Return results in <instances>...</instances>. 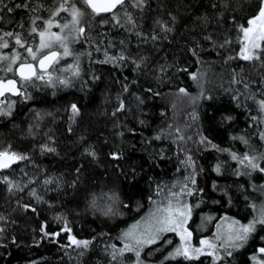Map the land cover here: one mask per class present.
Here are the masks:
<instances>
[{
	"label": "trees",
	"instance_id": "obj_1",
	"mask_svg": "<svg viewBox=\"0 0 264 264\" xmlns=\"http://www.w3.org/2000/svg\"><path fill=\"white\" fill-rule=\"evenodd\" d=\"M56 1L0 0V33L32 41ZM263 14L123 0L85 18L77 76L23 82L0 114L18 160L0 173V264H264Z\"/></svg>",
	"mask_w": 264,
	"mask_h": 264
},
{
	"label": "rangeland",
	"instance_id": "obj_2",
	"mask_svg": "<svg viewBox=\"0 0 264 264\" xmlns=\"http://www.w3.org/2000/svg\"><path fill=\"white\" fill-rule=\"evenodd\" d=\"M57 0L53 10L48 12L42 20L41 26H32V41L21 39L18 34L0 33V70L4 73L14 72L17 64L37 60L42 55L53 50H59L61 55L57 60L55 67L36 77V83L56 86L67 83L70 78L77 76L78 65L73 45L81 41L85 27L84 19L94 12L90 7L88 0ZM262 20V18H261ZM35 25V24H33ZM258 29H253V32ZM264 30V29H263ZM35 35V36H34ZM36 39V40H34ZM30 43V44H29ZM29 44V45H27ZM14 105V101L4 100L0 102V114L9 115ZM261 110L264 118V102L261 103ZM172 216V221H174ZM185 223L188 218L181 219ZM210 218L205 217L202 220L203 225H207ZM221 231L215 235L219 243L225 244L227 239H231L227 245H231L236 237H233V231L230 227H221ZM180 236L187 238L189 235L182 226L178 229ZM217 231H219L217 229ZM209 240L202 238V244L209 249ZM202 252V251H200ZM207 252V251H205ZM184 253L191 254L190 247L184 249Z\"/></svg>",
	"mask_w": 264,
	"mask_h": 264
},
{
	"label": "water",
	"instance_id": "obj_3",
	"mask_svg": "<svg viewBox=\"0 0 264 264\" xmlns=\"http://www.w3.org/2000/svg\"><path fill=\"white\" fill-rule=\"evenodd\" d=\"M123 0H88L90 7L98 12H108L114 10L116 6ZM60 57L59 50H53L42 55L37 63L22 62L16 67V74L18 78L30 79L34 77L37 72L49 71ZM11 94L17 96L20 94L18 82L16 79H0V101L6 95ZM7 154L0 157H6Z\"/></svg>",
	"mask_w": 264,
	"mask_h": 264
},
{
	"label": "flooded vegetation",
	"instance_id": "obj_4",
	"mask_svg": "<svg viewBox=\"0 0 264 264\" xmlns=\"http://www.w3.org/2000/svg\"><path fill=\"white\" fill-rule=\"evenodd\" d=\"M3 2H6V3H8V2H10V0H2V3ZM90 5V4H89ZM261 19V18H260ZM261 23H263V25H264V14H263V16H262V20H259ZM34 40H36V39H34ZM30 44V43H29ZM29 44H27V45H29ZM60 55H61V52H60ZM39 59V58H38ZM38 59L37 60H31V61H27V62H32V63H37V61H38ZM20 64V62L17 64V66ZM57 64V62L52 66V68L50 69V70H52L54 67H55V65ZM16 66V67H17ZM49 70V71H50ZM46 72H48V71H46ZM41 73H45V72H37V74L34 76V77H32V78H30V79H21V78H18V76H17V74H16V68H15V70H14V72H13V74L11 75V76H7V77H5V78H2V79H16L17 80V82H18V87H19V89H20V94L19 95H17V96H13V95H11V94H6L2 99H1V101L0 102H2V101H4V100H6V99H8V100H11V99H17V98H19V96H21L22 95V93H23V91H22V83L23 82H29V81H31L32 79H34V78H36L37 76H39ZM8 156H6V157H0V173L1 172H3V171H7V170H9L14 164H17V162H18V160H17V156L16 155H14L13 153H6ZM4 155V154H3ZM1 156V155H0Z\"/></svg>",
	"mask_w": 264,
	"mask_h": 264
}]
</instances>
